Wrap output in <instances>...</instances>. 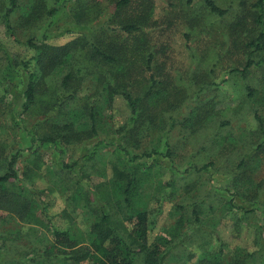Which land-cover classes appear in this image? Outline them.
I'll return each instance as SVG.
<instances>
[{
  "label": "rangeland",
  "instance_id": "rangeland-1",
  "mask_svg": "<svg viewBox=\"0 0 264 264\" xmlns=\"http://www.w3.org/2000/svg\"><path fill=\"white\" fill-rule=\"evenodd\" d=\"M188 1L132 0L118 12L117 0H59L57 6L64 7L50 20L43 19L32 28L21 22L18 26L12 19L16 24L10 34L0 24L4 40L0 73L5 65L14 68L8 83L0 74V173L7 171L11 156L21 152L15 166L19 180L6 185L10 191H24L23 199L36 207L33 221H22L16 214L0 209V264H12L13 260L45 248L55 229L85 235L101 213L103 202L98 198V188L111 185L113 165L124 168L130 158L111 146L100 150L92 160H85V155L94 151L97 138H77L76 128L65 126L66 116L42 104V94L38 95V105L21 114L27 78L17 64L33 56L34 50L23 41L34 33L41 40L46 36L41 46L52 54L71 42H81V47H86L85 42L92 39L107 43V47L131 44L133 51L126 53L128 62H136L148 85L147 78L152 76L156 82L154 91L165 95L166 100L157 107L151 97L145 101L151 104L148 115H144V121H140L143 126L127 143L134 156L154 147L160 152L137 159L130 167L140 166V174L144 170L150 174L142 184L138 204L146 206L153 218L152 237L172 236L178 231L179 237L173 243L176 246L167 255L166 263L189 264V252H195L194 262L202 253L199 245L210 241L207 253L222 250V258L228 261L236 256L244 261L254 256L256 260L252 262L250 258V264H264V50L252 57L248 72L242 71L254 49L249 45L260 32L252 7L257 0H214L227 11L224 15L212 13L204 0L187 4ZM5 2L0 0L1 4ZM28 7L26 2L21 3L16 13L19 19ZM140 12L150 18L143 32L154 55L149 71L142 58L151 52L143 44L131 38L129 42L117 40V34H124L121 24ZM138 78L142 84L130 88L135 97L145 92L147 84L140 75ZM56 82L54 76L47 78L43 85L48 94L61 85V80ZM77 83L76 77L71 78L69 89L77 91V105H83L95 92L96 77L87 78L79 88ZM112 107L101 110L99 139L120 143L128 139L125 136L130 138L123 133L131 127L133 113L119 95L114 97ZM200 113L206 118L204 124L195 117ZM45 135L56 138L57 148L31 152L30 137L39 139ZM134 140L139 144L135 146ZM168 147L171 156L166 154ZM242 159L245 165L236 172ZM75 162V168H64ZM211 162L214 165L196 171ZM233 187L262 191L244 200L240 195L233 197ZM224 197H233L238 208L221 209ZM178 206L185 210H178ZM198 208L200 221L193 214ZM120 216L126 217L124 213ZM181 218H185L183 225L179 223ZM184 242L190 243L187 254Z\"/></svg>",
  "mask_w": 264,
  "mask_h": 264
},
{
  "label": "trees",
  "instance_id": "trees-1",
  "mask_svg": "<svg viewBox=\"0 0 264 264\" xmlns=\"http://www.w3.org/2000/svg\"><path fill=\"white\" fill-rule=\"evenodd\" d=\"M131 1L117 0L116 11L121 12L122 9L131 4ZM191 1L189 0L187 4H190ZM25 2L29 4V7L24 10L25 14L19 19L18 14H16L17 10L20 9L21 3ZM53 2L55 5L52 4ZM58 2L59 0H41V2H36V0H7L3 4L0 3V24H3L6 33L11 32L10 34H13V24L17 23L19 26V22L26 23L28 28H32L43 19L50 20L59 12L60 8L64 7V5L57 6ZM204 2L214 14L224 15L227 12L221 9L214 0H204ZM252 7L255 15H257L256 20L260 32L255 38V42L249 45V48L254 47V49L248 54V63L242 70L243 74L248 72L253 65L252 57L255 53L264 50V0H257ZM139 8H142V6L140 5ZM12 19L16 23H12ZM149 23L150 18L140 12L136 16L132 15L124 25L121 24L120 29L124 32L123 35L117 34V40L121 39L120 42H129L131 38L136 43L143 44V48H146L149 53L151 52V55L149 54L147 58H142L143 62H147L146 71L151 69L154 59L152 50L148 47V42H146L143 33ZM44 39H39L34 33L23 41V44L34 50V54L31 59L23 60L17 64V67H21L27 78V86L22 93L21 114L38 105V95L42 94L45 96L41 100L39 99L42 104L51 108L52 111L57 110L59 115L66 116L67 123L65 126L69 129L76 128L77 138H97L98 141L94 145V151L89 155H85V160H92L100 150L111 146H116L117 149L130 158L124 164L126 166L124 168L113 165L114 177L110 181L111 185L105 184L98 188L97 193L100 194L98 198L103 202L100 205L101 213L96 223L87 230L85 235L80 236L78 233L74 234L66 229H55L53 237L45 245V248H40L36 251L37 253L27 255L20 260H13L12 264H167V255L176 246L173 243L179 237L177 235L178 231L174 232L172 236L159 235L156 238L152 237L151 233L155 227L153 218L146 206L142 208L138 204L139 200L142 199L144 186L142 184L149 180L150 174L147 170L140 174V166L130 167V163L137 159L151 158L154 155H159L160 152L154 147L151 150L144 151L141 155L134 156L129 149V143H127L129 142L127 140H132L134 137V132H139L140 127L143 126L140 121H144V115H148L151 104L150 101H145L151 97V100L156 101L157 107L163 100H166L163 98L165 95H160L154 91L156 82L152 76L147 78V81L150 82V85H148L145 74L136 62H128L129 58H127L126 53L129 50L133 51L130 43V45L121 43L114 47H107V43L92 39L85 42L86 47H81L83 44L81 42H71L52 54L46 47L41 46L42 42L45 41ZM3 41V38L0 37V48ZM79 56L80 58L75 62V59ZM12 69L14 71V68L9 64L1 70L0 74L4 76L6 83H8V79H13L11 76ZM51 74L54 76L55 82L56 79L61 80V85L58 84L54 91L48 94L43 84L46 83L47 78L50 80V77H53ZM138 75L143 79V84H147L144 85L145 89L143 88L145 92L135 97L130 88L135 87L136 84H142ZM56 76L59 77L56 78ZM73 77L78 79L76 88H79L87 78L96 77L95 92L86 99L83 105H77V101H79L77 100V91L69 89V83ZM117 95L126 100L133 113V117L130 119L131 127L125 129L123 133L124 136L129 134L130 138L125 136L128 139L124 138L120 143L109 141L106 138L99 139L98 130L103 118L101 110L107 106L112 110L113 99ZM141 106L142 109H140ZM195 117L199 118L198 123L200 124H204L206 121L205 116L202 117L201 113L195 115ZM258 120L262 127L263 121L260 117H258ZM73 132L75 133V130ZM30 142L31 145L28 149L35 154L43 148H57L56 138L52 135H45L39 139L30 137ZM133 142L135 146L139 144L138 141L134 140ZM36 143L38 144L36 145ZM170 153L168 147L166 154L171 156ZM21 156V152L13 154L7 171L0 173V209L16 214L22 221H33L35 218V205L30 200L23 199L24 191L20 189L10 191L7 188L8 185H6L13 180H19L15 166ZM125 160H122V162L124 163ZM77 164V162L65 164L64 168L73 169ZM209 165H214V163L211 162L197 168L196 171H203ZM244 165L245 159H242L236 172ZM17 186V188H20V185ZM235 186L237 187V184ZM251 188L245 191L241 188H238L240 191L234 188L233 197L234 195H240V198L245 200L251 196H258L260 190L262 191V188H260L255 192H251ZM233 197L230 200L226 197L222 198L221 209H230L231 211L238 208ZM177 209L183 211L185 207L178 206ZM239 209L243 208L239 207ZM121 213H124L126 217H121ZM193 214L196 221H200V209H194ZM184 220L185 218L179 219V223L183 225ZM27 223L32 224L31 222ZM203 243L199 245L202 246V253L194 262L192 261L196 258L195 252L194 254L186 253L190 243L189 245H186L185 242L182 244V247L185 248L184 252L189 256L186 260L187 263L250 264V258H252V262L256 260L254 256H248L245 261L236 256L228 261L226 258H222V250L219 251L220 253H207L210 241H204Z\"/></svg>",
  "mask_w": 264,
  "mask_h": 264
}]
</instances>
